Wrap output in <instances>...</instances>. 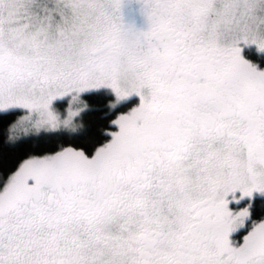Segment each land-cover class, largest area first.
Wrapping results in <instances>:
<instances>
[{
    "label": "snow or ice",
    "instance_id": "1",
    "mask_svg": "<svg viewBox=\"0 0 264 264\" xmlns=\"http://www.w3.org/2000/svg\"><path fill=\"white\" fill-rule=\"evenodd\" d=\"M125 2L0 0L5 143L119 113L0 173V264H264V0Z\"/></svg>",
    "mask_w": 264,
    "mask_h": 264
},
{
    "label": "trees",
    "instance_id": "2",
    "mask_svg": "<svg viewBox=\"0 0 264 264\" xmlns=\"http://www.w3.org/2000/svg\"><path fill=\"white\" fill-rule=\"evenodd\" d=\"M253 59L255 56L253 55ZM256 57L257 62L264 66V58ZM133 100L119 109L118 111L127 112L135 104ZM110 103L106 94L98 93L89 97V110L82 115L84 130L78 134L65 136H41L30 137L20 140L14 144L5 143V137L0 134V173L7 175L15 170L19 162L30 152L48 151L57 144L65 143L70 145H80L89 141L106 142L111 137L103 136V132L108 130L112 119L119 113L109 110L107 105ZM80 118V119H81ZM8 121L0 117V128L6 125ZM115 131L116 128L111 129ZM255 209L259 210L258 215L264 216V200L259 198L255 201Z\"/></svg>",
    "mask_w": 264,
    "mask_h": 264
},
{
    "label": "flooded vegetation",
    "instance_id": "3",
    "mask_svg": "<svg viewBox=\"0 0 264 264\" xmlns=\"http://www.w3.org/2000/svg\"><path fill=\"white\" fill-rule=\"evenodd\" d=\"M122 12H123V20L126 25L135 26V28L138 30H146L147 25L144 17L140 13V5L138 3H135L134 0H126ZM230 207L233 206L230 205ZM253 211L257 217H260L258 215L259 210L257 211V209H255L254 207Z\"/></svg>",
    "mask_w": 264,
    "mask_h": 264
},
{
    "label": "clouds",
    "instance_id": "4",
    "mask_svg": "<svg viewBox=\"0 0 264 264\" xmlns=\"http://www.w3.org/2000/svg\"><path fill=\"white\" fill-rule=\"evenodd\" d=\"M88 110H89V108H85L84 111L81 113L80 118L82 117L83 113L86 112V111H88ZM15 123H16V121H13V122H12V124H15ZM12 124H10L9 127H11ZM79 125H80V127L76 130L75 133H72V134H78V133H80L81 131L84 130V127H85V126H84V124H83L82 118L79 120ZM30 134H31V135H34V136H38V135H40V130H32ZM16 142H17V141H16L15 139H12V138H9V139L7 140V143H9V144H14V143H16Z\"/></svg>",
    "mask_w": 264,
    "mask_h": 264
},
{
    "label": "rangeland",
    "instance_id": "5",
    "mask_svg": "<svg viewBox=\"0 0 264 264\" xmlns=\"http://www.w3.org/2000/svg\"><path fill=\"white\" fill-rule=\"evenodd\" d=\"M264 67V66H263ZM133 100H136V102H135V104L133 105V106H136V105H138V103H139V99H138V97H133ZM132 106V107H133ZM131 108V107H130ZM115 131H117V129L115 130Z\"/></svg>",
    "mask_w": 264,
    "mask_h": 264
}]
</instances>
